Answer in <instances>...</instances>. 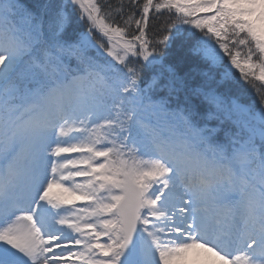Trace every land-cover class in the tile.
<instances>
[{
	"label": "snow or ice",
	"instance_id": "1",
	"mask_svg": "<svg viewBox=\"0 0 264 264\" xmlns=\"http://www.w3.org/2000/svg\"><path fill=\"white\" fill-rule=\"evenodd\" d=\"M0 264H264V0H0Z\"/></svg>",
	"mask_w": 264,
	"mask_h": 264
},
{
	"label": "trees",
	"instance_id": "2",
	"mask_svg": "<svg viewBox=\"0 0 264 264\" xmlns=\"http://www.w3.org/2000/svg\"><path fill=\"white\" fill-rule=\"evenodd\" d=\"M27 2L31 4L35 0H27ZM111 2L114 4L116 0H111ZM74 27H77L80 31L84 30L83 25H74ZM164 63L165 65L171 64L175 66L179 75H184V73L192 69L194 60L189 52L188 44L185 42V36H177L172 41L171 46L164 49ZM236 75L238 76L239 74L237 73ZM242 101L244 103L256 102L258 104L253 91L247 86H245V91L242 93Z\"/></svg>",
	"mask_w": 264,
	"mask_h": 264
}]
</instances>
